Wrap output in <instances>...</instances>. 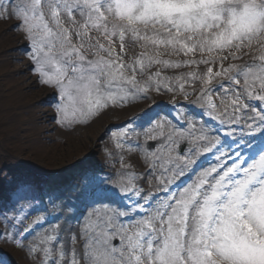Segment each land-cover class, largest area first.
Wrapping results in <instances>:
<instances>
[{"label":"snow or ice","instance_id":"1","mask_svg":"<svg viewBox=\"0 0 264 264\" xmlns=\"http://www.w3.org/2000/svg\"><path fill=\"white\" fill-rule=\"evenodd\" d=\"M7 19L55 90V123L160 98L121 126L159 140L144 151L160 171L147 192L88 157L13 181L0 244L33 264H264V0H0ZM0 264L15 262L0 249Z\"/></svg>","mask_w":264,"mask_h":264},{"label":"rangeland","instance_id":"2","mask_svg":"<svg viewBox=\"0 0 264 264\" xmlns=\"http://www.w3.org/2000/svg\"><path fill=\"white\" fill-rule=\"evenodd\" d=\"M18 23L16 19L0 20V185L3 187L0 198H6L13 181H36L37 175L29 172V167L35 168L32 164L34 161L42 166L49 163L57 165L58 160L52 158L61 155L66 162L68 159L72 164L61 169L54 168L52 173L72 175L68 172L71 166L93 155L98 165L105 166L106 172L127 173L135 178L137 185L141 184L145 168L135 152H139L142 161L148 160L151 163L153 158L144 151L147 143L151 141H147L143 148H135L134 134L137 129L130 127L116 131L113 127L129 120L148 104L140 102V105L136 106L134 103L128 106L129 108L122 109L110 107L81 123L65 122L63 125L55 123L56 111L52 106L55 90L40 84L38 77L32 73V61L25 54L28 41L24 39V34L16 29ZM25 74L32 78L34 84L26 90L22 88L20 98L16 100L13 95H17L20 90L16 81L26 76ZM217 84L218 81H214L213 86ZM46 114L49 116L47 120ZM14 124L17 125L16 131L10 134L9 130ZM148 131L144 132V137ZM154 142L159 143V140ZM117 143H120L121 147L117 148L115 146ZM54 145L60 146L58 150H55ZM3 148L12 151L13 156H7V153L2 152ZM20 148L22 153L19 155ZM105 149L112 153L108 159L105 157ZM76 151L79 155H76ZM9 168L20 170V173L11 175ZM41 171L44 172L45 169L42 168ZM155 171L158 173L160 169L157 168ZM152 176L154 178V174ZM147 179H151L150 176ZM154 182H151L150 188L156 187ZM156 182L158 186V179ZM142 185L144 187L145 184ZM49 213H51L49 217L55 218L59 214V209L49 206ZM64 222L65 219L59 222L61 229ZM77 224L73 221L69 226L70 231L78 230ZM65 229L69 231L67 226ZM0 249L10 255L15 264H33L24 252L16 251L4 244H0Z\"/></svg>","mask_w":264,"mask_h":264},{"label":"bare ground","instance_id":"3","mask_svg":"<svg viewBox=\"0 0 264 264\" xmlns=\"http://www.w3.org/2000/svg\"><path fill=\"white\" fill-rule=\"evenodd\" d=\"M21 67V66H20ZM26 76H24L23 78H21V79H19V81H16V83L19 85V87H20V90H19V92H18V94L16 95V94H14L13 95V97H14V99H16V100H18L19 98H20V95H21V93H22V88L24 89V90H26L28 87H32L33 86V81H32V78L29 76V75H27V74H25ZM29 76V77H28ZM137 106V105H136ZM143 109H144V107H143ZM46 120L47 119H49V116H47V114H46ZM51 118V117H50ZM45 120V121H46ZM14 127L13 128H11L9 131V133L10 134H12L13 132H15L16 131V128H17V125L16 124H14L13 125ZM51 127H52V125H51ZM14 135V134H13ZM55 147V150L57 149L58 150V148L60 147L59 145H54ZM18 151H19V155L22 153V151H21V148L20 149H18ZM8 154H10L11 155V151H8ZM76 155H79V153L76 151ZM8 156V155H7ZM71 156V155H70ZM52 159H57L58 160V164L57 165H54V164H51V163H49V164H46V165H44V166H42L41 164H39L38 162H36V161H34V163H32L33 165H35V171L36 172H39L42 168L43 169H45V171L46 172H48V173H51L52 172V170L54 169V168H57V169H61L62 167H66V166H68V165H70V164H72V163H70V161L67 159V162H66V160H65V158L63 157V155H61L60 157H57V156H53V158ZM77 163H75L74 165H76ZM73 165V166H74ZM73 166H71L70 167V172H72V170H73Z\"/></svg>","mask_w":264,"mask_h":264}]
</instances>
